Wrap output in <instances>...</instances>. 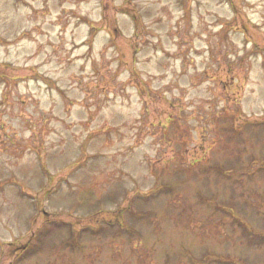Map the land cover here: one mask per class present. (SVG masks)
Wrapping results in <instances>:
<instances>
[{
  "label": "rangeland",
  "instance_id": "rangeland-1",
  "mask_svg": "<svg viewBox=\"0 0 264 264\" xmlns=\"http://www.w3.org/2000/svg\"><path fill=\"white\" fill-rule=\"evenodd\" d=\"M0 264H264V0H0Z\"/></svg>",
  "mask_w": 264,
  "mask_h": 264
}]
</instances>
